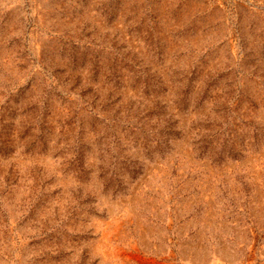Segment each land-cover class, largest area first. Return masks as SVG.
Instances as JSON below:
<instances>
[{
  "label": "rangeland",
  "instance_id": "rangeland-1",
  "mask_svg": "<svg viewBox=\"0 0 264 264\" xmlns=\"http://www.w3.org/2000/svg\"><path fill=\"white\" fill-rule=\"evenodd\" d=\"M0 264H264V0H0Z\"/></svg>",
  "mask_w": 264,
  "mask_h": 264
}]
</instances>
